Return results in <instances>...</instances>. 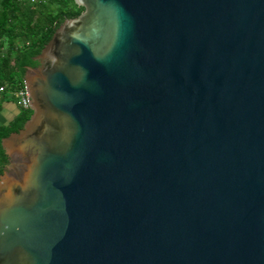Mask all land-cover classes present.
I'll list each match as a JSON object with an SVG mask.
<instances>
[{"label": "water", "instance_id": "obj_1", "mask_svg": "<svg viewBox=\"0 0 264 264\" xmlns=\"http://www.w3.org/2000/svg\"><path fill=\"white\" fill-rule=\"evenodd\" d=\"M2 141L0 264H264V0H74Z\"/></svg>", "mask_w": 264, "mask_h": 264}, {"label": "trees", "instance_id": "obj_2", "mask_svg": "<svg viewBox=\"0 0 264 264\" xmlns=\"http://www.w3.org/2000/svg\"><path fill=\"white\" fill-rule=\"evenodd\" d=\"M83 11L74 0H1L0 88L12 92L24 89L27 68L39 66L35 59L56 30ZM32 114L23 110L15 124L0 129V176L8 163L2 141L22 130Z\"/></svg>", "mask_w": 264, "mask_h": 264}, {"label": "crops", "instance_id": "obj_3", "mask_svg": "<svg viewBox=\"0 0 264 264\" xmlns=\"http://www.w3.org/2000/svg\"><path fill=\"white\" fill-rule=\"evenodd\" d=\"M22 111L16 100L0 93V129L15 124Z\"/></svg>", "mask_w": 264, "mask_h": 264}, {"label": "built area", "instance_id": "obj_4", "mask_svg": "<svg viewBox=\"0 0 264 264\" xmlns=\"http://www.w3.org/2000/svg\"><path fill=\"white\" fill-rule=\"evenodd\" d=\"M0 93L4 94L6 96L11 97L12 99L16 100L21 109L25 111H32L31 108V101H30V95L26 89V87L19 91H6L4 88H0Z\"/></svg>", "mask_w": 264, "mask_h": 264}, {"label": "rangeland", "instance_id": "obj_5", "mask_svg": "<svg viewBox=\"0 0 264 264\" xmlns=\"http://www.w3.org/2000/svg\"><path fill=\"white\" fill-rule=\"evenodd\" d=\"M0 4H1V0H0Z\"/></svg>", "mask_w": 264, "mask_h": 264}]
</instances>
